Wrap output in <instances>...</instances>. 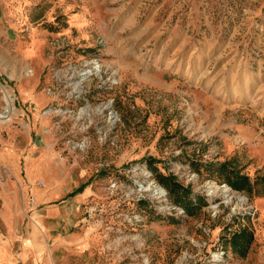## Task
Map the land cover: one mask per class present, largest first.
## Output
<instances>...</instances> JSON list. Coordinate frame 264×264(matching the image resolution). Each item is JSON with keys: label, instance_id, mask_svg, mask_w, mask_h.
Wrapping results in <instances>:
<instances>
[{"label": "rangeland", "instance_id": "374dc122", "mask_svg": "<svg viewBox=\"0 0 264 264\" xmlns=\"http://www.w3.org/2000/svg\"><path fill=\"white\" fill-rule=\"evenodd\" d=\"M32 188L58 195L64 264H264V0H0V236L17 258L0 264H24L42 227ZM242 228L244 256L227 241Z\"/></svg>", "mask_w": 264, "mask_h": 264}, {"label": "crops", "instance_id": "0c3cea01", "mask_svg": "<svg viewBox=\"0 0 264 264\" xmlns=\"http://www.w3.org/2000/svg\"><path fill=\"white\" fill-rule=\"evenodd\" d=\"M30 192L36 199L37 204L41 205L42 212L37 217L41 222V231L38 227L31 228L27 233L26 242L20 248L19 259L22 263L29 264H64L67 248L70 241L74 240L70 235L61 232L66 223L61 213V208L56 205L47 206L45 204L51 202L58 197L56 192L41 191L39 189H31ZM24 193H20V199H23ZM15 198V196L11 197ZM9 198V200H11ZM6 206L7 203H5ZM40 225V224H39ZM38 225V226H39ZM72 239V240H71ZM13 239H3L0 236V260L4 257H14L11 253L10 243ZM49 246L51 255H53L50 263H46L43 259L44 250ZM15 258V257H14ZM17 258H15L16 260Z\"/></svg>", "mask_w": 264, "mask_h": 264}, {"label": "trees", "instance_id": "16d2710c", "mask_svg": "<svg viewBox=\"0 0 264 264\" xmlns=\"http://www.w3.org/2000/svg\"><path fill=\"white\" fill-rule=\"evenodd\" d=\"M158 181L168 191L176 205L181 206L188 214H192V200L189 189L180 184L174 176H158ZM249 182V177L239 172H232L223 183H227L233 189L243 190V184ZM80 190V189H79ZM78 190V191H79ZM253 240L252 232L247 228L235 231L227 241L234 252L244 256Z\"/></svg>", "mask_w": 264, "mask_h": 264}, {"label": "bare ground", "instance_id": "6f19581e", "mask_svg": "<svg viewBox=\"0 0 264 264\" xmlns=\"http://www.w3.org/2000/svg\"><path fill=\"white\" fill-rule=\"evenodd\" d=\"M4 99L6 100V102H7V106L5 107V109L6 110H8L9 111V113H11L14 109V107H13V105H12V101H11V98H10V95L9 94H7V93H5V95H4ZM228 188L226 187V190H227Z\"/></svg>", "mask_w": 264, "mask_h": 264}]
</instances>
